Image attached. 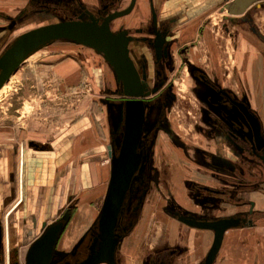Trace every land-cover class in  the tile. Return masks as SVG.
<instances>
[{"label": "flooded vegetation", "instance_id": "obj_1", "mask_svg": "<svg viewBox=\"0 0 264 264\" xmlns=\"http://www.w3.org/2000/svg\"><path fill=\"white\" fill-rule=\"evenodd\" d=\"M18 1L7 4L11 7L0 8V58L20 36L39 27L63 22L108 26L110 34L125 46L127 64L119 69L132 70L136 76L133 84L125 83L116 77L104 54H99L104 67L113 74L116 95L115 100L104 99L106 105L116 107L115 121L111 114L106 119L108 178L96 216L82 229L70 232L63 241L75 218L73 202L50 222L60 221L63 229L48 264H81L92 255H103L99 216L110 181L111 161L121 159L123 153H126L127 180L113 229L112 237L116 240L113 264H206L214 230L191 224L227 222L231 226L224 230L211 262L223 264L219 257L226 234L231 230L255 228L261 220L264 222V201L258 199L264 198V79L260 74L253 79L246 71L240 74L234 68L222 72L218 61H208L203 54H200L203 61H197L191 51L196 39L187 33L200 13L222 5L228 7L230 0ZM130 6L126 15L109 19ZM254 6L257 10L262 8L258 3ZM250 8L247 6L241 14L238 8L237 14L230 16V23L246 28L264 44V33L254 22ZM175 56L186 67L197 103L198 118L193 124L195 143L175 132L168 116V103L173 97L169 75L175 72ZM127 86L139 95L126 96ZM101 87L112 91L105 80ZM172 149L192 160L185 168L193 177L182 181L187 201L183 204L167 188V168L158 162V156H170ZM154 194L164 202L160 213L166 219L187 231L210 234V242L202 253L196 252V247L203 245L199 241L202 237L193 236L195 240L188 245L179 227L173 240L167 232V236L152 246L144 244L141 256L126 257L128 241L135 234L138 238L140 227L150 215L147 207ZM44 231L45 227L41 226L38 237Z\"/></svg>", "mask_w": 264, "mask_h": 264}, {"label": "rangeland", "instance_id": "obj_2", "mask_svg": "<svg viewBox=\"0 0 264 264\" xmlns=\"http://www.w3.org/2000/svg\"><path fill=\"white\" fill-rule=\"evenodd\" d=\"M0 2V8H7L11 7L7 4L19 1ZM255 3L262 5V8L255 9ZM227 6L222 5L208 13H200L194 19L187 33L188 37L196 39L195 47L191 51L200 62L203 61V58L200 60V54L208 61H218L222 72H231L234 68L240 74L246 71L253 79L259 74L264 79V44L248 33L246 28L230 23V16L237 14L238 0H230ZM249 6L254 22L264 33V0H255ZM211 54L213 56L209 57ZM174 62L175 72L169 75L173 97L168 103V116L175 132L195 143L197 136L193 124L198 118L197 103L190 90V79L185 65L181 64L179 56H175ZM104 80L112 91L101 89ZM115 98L113 74L104 67L100 55L92 49L67 40L54 41L29 56L0 91V139L23 150L38 151L39 156L46 155L51 158L43 169L44 178L38 182V199L42 201L57 192L58 176L66 174L67 168L70 169V174H74L75 183L78 185L75 191L79 200L74 216L80 208L90 209V215L83 209L84 218L77 221L81 222L82 228L96 216L102 196H95L90 191L84 192L79 188L78 165L73 163V156L66 149L59 151L58 155L50 151L57 148L58 139L72 124L81 121L98 132L97 142L107 143L106 119L111 114L115 121L116 107L114 104L106 105L104 99ZM59 145L57 149L63 147V144ZM158 157V162L160 165L165 164L169 174L167 188L177 201L186 203L182 181L185 177H193L185 168L192 161L191 158H185L174 149L170 151V156ZM61 161L64 165H61ZM108 163V160L103 161L101 167L108 170ZM104 184L105 180L101 186ZM94 188H98V184ZM150 199L147 210L151 212L145 225L140 227L141 233L138 238L135 234L126 246L128 259L141 256L145 251L144 244L152 246L158 239L167 236V232L172 239L179 227L185 233V242L188 245L191 240H195L194 237L205 238L202 248L196 247V252L200 250V254L206 249L211 237L209 233L183 229L162 216L160 210L164 202L159 195L154 194ZM223 246L227 251H221L219 258L224 262L229 257L231 264H264V222L261 220L255 228L229 231Z\"/></svg>", "mask_w": 264, "mask_h": 264}, {"label": "crops", "instance_id": "obj_3", "mask_svg": "<svg viewBox=\"0 0 264 264\" xmlns=\"http://www.w3.org/2000/svg\"><path fill=\"white\" fill-rule=\"evenodd\" d=\"M96 140L99 141L96 130L93 131L92 127L83 121L76 122L58 139L63 147L57 149L58 143L57 148L55 147L54 151L52 148L50 152L58 155L66 149L67 153L73 156V163L78 165L79 188L101 197L108 178L107 168L101 167L103 161H107L106 143ZM47 157L39 156L38 151L23 150L15 144L0 139V226L2 231L0 264H22L25 250L31 240L38 236L42 224L56 219L70 202L75 203V208L78 206L79 197L75 191L78 185L75 183L74 174H70L67 166L66 174L62 173L58 176L57 192L43 201L38 199V182L44 178L43 169L51 160ZM61 165H64L62 161ZM103 180L105 184L101 186ZM95 184H98V188H94ZM258 199L260 202L264 201L263 197ZM83 209L90 215V209L85 207L78 209L63 241L67 240V234L82 227L81 222L77 221L84 218ZM199 241L203 244L205 238L202 237ZM221 251L224 253L227 248L223 246ZM223 264H231L230 258H226Z\"/></svg>", "mask_w": 264, "mask_h": 264}, {"label": "water", "instance_id": "obj_4", "mask_svg": "<svg viewBox=\"0 0 264 264\" xmlns=\"http://www.w3.org/2000/svg\"><path fill=\"white\" fill-rule=\"evenodd\" d=\"M254 1L238 0V13L241 14ZM130 9L131 6L127 10L111 16L109 19L126 15ZM58 40L71 41L77 45L92 49L98 54H104L105 60L112 66L117 78H121L125 83L131 84L136 81L134 71L129 69L121 71L119 69V66L125 64L127 61L125 46L120 45L118 39L110 34L108 26L99 28L91 24L63 22L39 27L23 34L17 39L12 47L0 58V89L30 54ZM124 94L126 96L139 95L129 86L125 87ZM125 154L123 153L121 159H113L111 161L110 181L99 216V230L104 241L103 255L102 253L101 257L99 255H92L81 264H99L102 262L113 264L116 240L113 239L112 235L127 180V167L124 161ZM191 225L214 230V240L206 258V264H211L220 247L223 232L231 224L220 222L203 225L193 223ZM42 227H45V231L39 237L37 236L31 240L26 249L25 264H48L53 248L63 229V224L60 221H56L47 225L43 223ZM1 240L2 231L0 226V244Z\"/></svg>", "mask_w": 264, "mask_h": 264}, {"label": "bare ground", "instance_id": "obj_5", "mask_svg": "<svg viewBox=\"0 0 264 264\" xmlns=\"http://www.w3.org/2000/svg\"><path fill=\"white\" fill-rule=\"evenodd\" d=\"M0 91H1V89H0Z\"/></svg>", "mask_w": 264, "mask_h": 264}]
</instances>
